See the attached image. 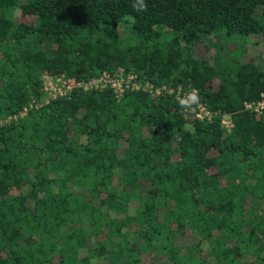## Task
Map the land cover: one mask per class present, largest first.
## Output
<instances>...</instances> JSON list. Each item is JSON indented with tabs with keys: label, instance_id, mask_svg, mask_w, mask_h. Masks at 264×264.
<instances>
[{
	"label": "trees",
	"instance_id": "1",
	"mask_svg": "<svg viewBox=\"0 0 264 264\" xmlns=\"http://www.w3.org/2000/svg\"><path fill=\"white\" fill-rule=\"evenodd\" d=\"M263 42L264 0H0V264H264Z\"/></svg>",
	"mask_w": 264,
	"mask_h": 264
},
{
	"label": "built area",
	"instance_id": "2",
	"mask_svg": "<svg viewBox=\"0 0 264 264\" xmlns=\"http://www.w3.org/2000/svg\"><path fill=\"white\" fill-rule=\"evenodd\" d=\"M135 75L131 74L128 76V80L123 79V77L112 78L110 74L104 73L101 76L94 77L87 82H71L65 74L61 75H51V74H44L43 75V91L44 95L42 100L34 101L29 106H25L21 112V116H24L27 111L33 107L43 106L44 104L50 103L51 100L59 97V96H67L76 86H84L86 89L90 88H99L104 87L107 84H111L112 87L116 89L117 95H121L125 87H132V88H140L142 87L141 82H137V80L133 81ZM144 88L148 87L151 91L156 93L157 95H171L173 96L179 103L182 99L186 100L187 107L194 104L198 97V90L193 87H185L182 84H154L151 81H144ZM195 93L196 99L193 100L189 93ZM264 96V94H263ZM197 103V113L196 115L200 118L211 117L212 112L207 108V106L201 102ZM181 104V103H180ZM247 108H252L258 113L259 115L264 113V98L257 101V102H246ZM16 118L17 115L10 116V118ZM223 123L228 127L231 128L232 123L230 117L226 115L223 119Z\"/></svg>",
	"mask_w": 264,
	"mask_h": 264
},
{
	"label": "rangeland",
	"instance_id": "3",
	"mask_svg": "<svg viewBox=\"0 0 264 264\" xmlns=\"http://www.w3.org/2000/svg\"><path fill=\"white\" fill-rule=\"evenodd\" d=\"M250 39V40H249ZM248 40L249 41H251V42H253V41H256V40H254V38H249ZM264 43V42H263ZM222 44V42H221V39H219V38H216V39H213L212 40V45H214V47H217V46H219V45H221ZM198 52H201L200 51V49H198ZM244 258L246 259L247 257H246V255H244Z\"/></svg>",
	"mask_w": 264,
	"mask_h": 264
},
{
	"label": "clouds",
	"instance_id": "4",
	"mask_svg": "<svg viewBox=\"0 0 264 264\" xmlns=\"http://www.w3.org/2000/svg\"><path fill=\"white\" fill-rule=\"evenodd\" d=\"M145 10H146V6H145ZM188 95L191 96V98H192L193 100L196 99V95H195L194 92H193V93H189ZM180 103H181V106H182V107H187V106H188L187 103H186V100H184V99H182V100L180 101Z\"/></svg>",
	"mask_w": 264,
	"mask_h": 264
}]
</instances>
